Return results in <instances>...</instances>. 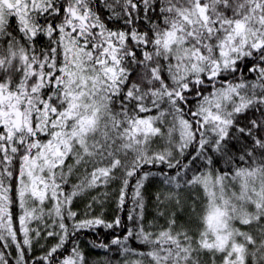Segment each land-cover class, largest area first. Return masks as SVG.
Here are the masks:
<instances>
[{"label": "snow or ice", "instance_id": "snow-or-ice-1", "mask_svg": "<svg viewBox=\"0 0 264 264\" xmlns=\"http://www.w3.org/2000/svg\"><path fill=\"white\" fill-rule=\"evenodd\" d=\"M0 264H264V0H0Z\"/></svg>", "mask_w": 264, "mask_h": 264}, {"label": "trees", "instance_id": "trees-1", "mask_svg": "<svg viewBox=\"0 0 264 264\" xmlns=\"http://www.w3.org/2000/svg\"><path fill=\"white\" fill-rule=\"evenodd\" d=\"M92 238H95L92 233H87L86 235H84L82 237V241H83V243H84V245H85L86 248H87V241L89 239H92ZM101 238H103V234H102ZM50 243H51V241H50ZM89 251L91 252L90 258H93L94 259L96 257V255H97V251H93V250H90V249H89Z\"/></svg>", "mask_w": 264, "mask_h": 264}]
</instances>
